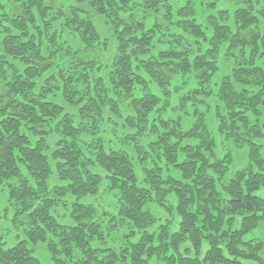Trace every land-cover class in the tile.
<instances>
[{"label": "trees", "instance_id": "1", "mask_svg": "<svg viewBox=\"0 0 264 264\" xmlns=\"http://www.w3.org/2000/svg\"><path fill=\"white\" fill-rule=\"evenodd\" d=\"M83 1L0 0V218L22 231L10 245L0 225V264H42L38 244L52 264H264L263 241L244 240L264 224V0L208 16V31L190 1ZM91 14L114 39L108 65L90 59L107 48ZM221 51L231 67L213 85ZM211 98L236 155L217 152Z\"/></svg>", "mask_w": 264, "mask_h": 264}, {"label": "rangeland", "instance_id": "2", "mask_svg": "<svg viewBox=\"0 0 264 264\" xmlns=\"http://www.w3.org/2000/svg\"><path fill=\"white\" fill-rule=\"evenodd\" d=\"M136 1V0H134ZM186 1H190L192 3L193 9H194V18L198 24L201 25V27L205 30L208 31V24H207V17L210 15H218L219 11H227L230 15L232 14L233 10L238 7V2L237 0H221L220 2L216 3V5L213 8H207L201 0H169V4L172 8V12L174 13L178 8L183 6ZM59 4L68 6V5H75L79 6L80 4H84L83 0H58ZM161 12L160 13H152L151 15L148 16L147 22L149 24H153L155 22H158L161 20ZM91 20L99 34L100 39H105L107 48L106 51L101 53H94L90 55L91 60H95L96 62H100L104 65H108L112 61V57L114 55L115 51V42L114 39L111 35V32L108 28V26L105 24L103 18L93 15H90ZM162 33V32H161ZM161 33H157V37L161 35ZM223 50V49H222ZM219 72L214 76L212 79V84L214 85L222 75L227 73L231 67V59L224 54V51H221L219 54ZM177 82L176 84H178ZM175 85V84H174ZM206 102L209 103L210 105V111L207 113V127L213 137L216 140L217 143V152L219 155H221L223 152V147H230L232 149V152L234 155L237 154V150L234 149L230 144L224 143L223 139L221 136L218 135L217 132V126H216V118L214 114V106L216 100L214 98H211L207 100ZM176 115L181 116V112H176ZM190 119L186 118L185 123H189ZM108 138H112L111 135H107ZM239 155V154H238ZM237 155V156H238ZM170 172L174 177H178V174L176 173L175 169L170 168ZM140 177V176H139ZM105 185H102L101 189L103 190ZM104 191V190H103ZM102 191V192H103ZM98 194L96 198H86L81 200V202H92L98 204V202H104L108 200V197L103 194V193ZM255 195L261 197L264 199V188L260 189L255 193ZM176 197L174 194H169L167 196V203L174 208L176 205ZM7 207V202L5 198V193L0 191V216L4 212V208ZM148 209L151 211V213L156 217L158 221H164V220H169L171 219V215L169 213H166L163 211L160 207H158L155 204H149ZM62 211V210H61ZM61 213V212H60ZM66 213V211H65ZM175 222H178V219H174ZM237 222H239V219L237 218ZM0 225L1 228L3 229V232H7L10 236V245L15 243L18 239H22V231L20 227L14 226L8 219L5 218H0ZM238 225V224H236ZM177 227L172 226L171 230H175ZM129 230L128 226L120 227L116 234L114 236L106 237V244L107 245H112V246H117L118 244L121 243L122 240V235L127 233ZM151 230V228H149ZM250 239H257L261 240L264 243V224H261L258 226L256 229L248 233L247 235L244 236V240H250ZM34 248V253L33 255L40 260L42 264H52L50 257L45 251L44 245L38 244L37 246L33 247ZM185 248H190V246L187 243H184L181 245L179 248L180 251L184 250ZM207 249V246L205 243H203L201 249L199 250V257L202 258L204 255L205 251ZM193 250H191V256H193ZM263 256H264V250H263ZM207 264V263H205ZM246 264H253L252 262H246Z\"/></svg>", "mask_w": 264, "mask_h": 264}]
</instances>
